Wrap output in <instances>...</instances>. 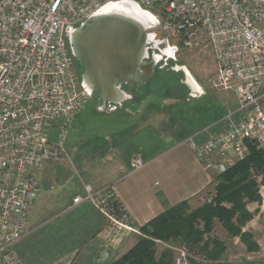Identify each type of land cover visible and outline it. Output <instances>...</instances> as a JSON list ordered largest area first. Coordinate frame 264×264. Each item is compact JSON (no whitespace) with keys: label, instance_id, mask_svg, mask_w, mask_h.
Instances as JSON below:
<instances>
[{"label":"built area","instance_id":"built-area-1","mask_svg":"<svg viewBox=\"0 0 264 264\" xmlns=\"http://www.w3.org/2000/svg\"><path fill=\"white\" fill-rule=\"evenodd\" d=\"M122 1L154 16L144 24L147 60L157 50L152 59L165 68L181 49H205L215 66L211 86L237 100L203 139L186 140L203 169L223 174L251 145L264 154V0H0V264H20L13 246L28 231L40 174L47 162L63 160L67 128L95 93L78 73L71 34ZM128 165L136 171L144 162L134 157ZM83 200L117 227L135 230L111 187L84 185L72 205ZM175 264H189L184 252Z\"/></svg>","mask_w":264,"mask_h":264},{"label":"crops","instance_id":"crops-1","mask_svg":"<svg viewBox=\"0 0 264 264\" xmlns=\"http://www.w3.org/2000/svg\"><path fill=\"white\" fill-rule=\"evenodd\" d=\"M218 121L193 131L189 128V133L183 136L169 131L162 133L156 121L142 120L126 142L113 143L107 156L108 166L102 171L97 169L95 188L113 189L135 230L117 227L90 201L72 205L73 197L84 196L83 188L72 198L69 194L65 196L57 213L42 217L48 205L45 200L54 201L51 198L55 196L50 184L56 175L48 172L47 162L39 178L45 188L43 199L40 202L39 184V194L29 211L28 231L13 246L20 264H112L137 242L140 228L152 219L182 202L196 204L192 208H198L202 196L214 195L217 181L213 173L199 164L186 140L203 139ZM134 157L141 158L144 166L130 171L128 164ZM257 178L264 185L261 176ZM243 231L248 230L243 227Z\"/></svg>","mask_w":264,"mask_h":264},{"label":"rangeland","instance_id":"rangeland-1","mask_svg":"<svg viewBox=\"0 0 264 264\" xmlns=\"http://www.w3.org/2000/svg\"><path fill=\"white\" fill-rule=\"evenodd\" d=\"M152 51L148 50V60L152 59L153 53L160 55L159 51ZM159 66H161L160 63L155 66L153 72L155 82L149 88H146L147 93L153 91L158 93V96L151 95L145 98L139 111L135 114L128 111V109L133 98L130 92L137 89V87L123 86L124 90L129 95L131 94V98L123 101L115 110H111L108 104L103 105L98 94L94 93L82 112L67 128L66 153L63 155V160L48 163V172H54V175H56V180L51 181L50 184L51 187H54L52 191L55 196L51 198L54 201H50V198L45 200V204L48 205H45L46 212L42 217L57 213L56 211L59 210L65 196L69 194L72 198L75 193H79L82 188L84 189V185H91L94 186L95 190H100V188H95L96 183H94L97 169L102 171L108 166L110 158H107V156L113 148V143H117L119 140H125L126 142L142 120L152 119L156 121L162 133L169 131L184 136L189 133V128H192V131L205 128L214 121L216 115H224L228 109H234L237 106V100L232 93L217 91L211 86L210 81L214 75L215 66L209 51L205 49L201 51L181 49L177 54L176 61L170 60L168 66L164 69H159ZM181 66H186L203 93L189 90L181 83L182 80L185 81L186 79L184 71L180 70L182 69ZM171 67H175L179 71L176 72ZM157 70H161V74H156ZM154 76H156V79H154ZM198 88L193 89L198 90ZM140 94L145 95L143 92H140ZM175 97L179 101L174 102L176 101ZM209 107H212V109ZM136 114L139 115L135 117ZM174 138L178 139V136H174ZM214 176L217 177L218 175ZM43 180L45 181V177ZM256 180L258 194L260 195L259 191L261 190L264 194V189H261L263 185L257 177ZM39 184L41 185V181H39ZM213 187L211 193L214 192ZM44 194L45 188L41 185L40 202ZM200 199L199 202L202 204L210 203L207 201L206 195L202 196L203 200ZM193 206H196V204H188L186 212L193 211ZM202 206L199 203V207ZM224 206L230 207L231 205L226 203ZM247 208L253 213L254 218L245 224L244 229L252 232L253 239L260 245V250L258 252H248L244 244L239 241V238L231 236L227 227L217 218H214L203 238L204 240L215 238L223 242L225 250L221 255V259L215 264H264V195L261 196L259 203H247ZM29 220L30 212L28 222ZM232 223L236 224L235 218H233ZM139 232L141 234L139 237L144 236L140 230ZM154 247L158 256L166 248L172 247L175 260L181 257V253L184 252L185 258L190 264L189 258L191 256L187 255L182 243L178 240L171 241L169 244L157 241Z\"/></svg>","mask_w":264,"mask_h":264},{"label":"trees","instance_id":"trees-1","mask_svg":"<svg viewBox=\"0 0 264 264\" xmlns=\"http://www.w3.org/2000/svg\"><path fill=\"white\" fill-rule=\"evenodd\" d=\"M156 74H161V70H157ZM154 82L152 78L151 84ZM131 91L133 98L130 103L134 105L148 96H158V93L153 91L147 93L144 86ZM175 100L174 102L179 101L176 97ZM124 112L126 113V110ZM222 116L223 114L216 115L214 121L220 120ZM250 149L251 152L245 160L216 177L215 192L210 203H204L202 207L188 213V204L182 202L152 219L140 228L144 236H140L134 246L112 264H175L172 247L166 248L159 256L154 247L157 241L169 244L175 240L180 241L191 256L190 264H215L225 250L223 242L215 238H203L214 218L227 227L231 236L238 237L248 252H258L260 247L254 241L252 232L243 231V227L253 218V214L246 208L247 203L261 201L256 177L260 175L264 184V154L254 145H251ZM226 203L231 206H224ZM233 218L236 224L232 223Z\"/></svg>","mask_w":264,"mask_h":264},{"label":"water","instance_id":"water-1","mask_svg":"<svg viewBox=\"0 0 264 264\" xmlns=\"http://www.w3.org/2000/svg\"><path fill=\"white\" fill-rule=\"evenodd\" d=\"M70 44L82 66L81 78L112 109L131 97L123 86L134 78L144 84L156 66L154 59L146 60L144 25L126 16H92L71 34ZM143 102L130 105L128 111L135 114Z\"/></svg>","mask_w":264,"mask_h":264},{"label":"bare ground","instance_id":"bare-ground-1","mask_svg":"<svg viewBox=\"0 0 264 264\" xmlns=\"http://www.w3.org/2000/svg\"><path fill=\"white\" fill-rule=\"evenodd\" d=\"M99 14H113V15L126 16L128 18H131V19L143 24V25L148 23V22L154 21L153 20L154 19L153 14H151L148 11L141 9L140 7H138L137 5H135L132 2H126V1L108 4L99 12ZM99 14H97V15H99ZM147 41L150 42L149 39H147ZM169 51L170 50L166 49V53H169ZM74 61H75V65L77 64L79 67L81 66L76 62L75 58H74ZM184 67H185L184 70H183V68L180 70L186 71V74H187L186 85H188V87H190V88L197 89L199 86L197 85V83L194 80L191 73L186 69V66H184ZM81 72H82V66H81V68L78 69V73L81 74ZM214 175H216V174H214Z\"/></svg>","mask_w":264,"mask_h":264},{"label":"flooded vegetation","instance_id":"flooded-vegetation-1","mask_svg":"<svg viewBox=\"0 0 264 264\" xmlns=\"http://www.w3.org/2000/svg\"><path fill=\"white\" fill-rule=\"evenodd\" d=\"M76 68L79 69L81 68V66L79 67L77 64H76ZM159 69H164V68H159ZM152 78H153V75L152 77L150 78V80H148L147 82H145L144 84H140L138 80H136L135 78L131 81H129V83H127L125 86H131V87H140V86H144L146 88H149L152 84H151V81H152ZM181 83L186 87V88H189L188 85H186V81L182 80ZM167 97V96H165Z\"/></svg>","mask_w":264,"mask_h":264}]
</instances>
